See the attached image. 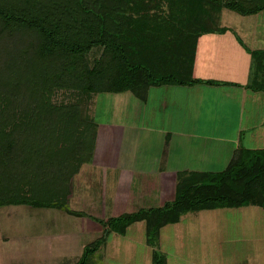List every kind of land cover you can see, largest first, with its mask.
<instances>
[{
    "label": "trees",
    "instance_id": "1",
    "mask_svg": "<svg viewBox=\"0 0 264 264\" xmlns=\"http://www.w3.org/2000/svg\"><path fill=\"white\" fill-rule=\"evenodd\" d=\"M222 8L248 14L264 0H0V206L74 214L72 180L94 153V95L130 91L144 101L151 86L201 81L192 75L197 38L226 30L210 24ZM250 55V85L264 89V50ZM243 206L264 210V148L237 149L219 171L180 173L172 200L110 216L69 264H96L108 233L137 221L151 264H167L161 227L187 212Z\"/></svg>",
    "mask_w": 264,
    "mask_h": 264
},
{
    "label": "rangeland",
    "instance_id": "2",
    "mask_svg": "<svg viewBox=\"0 0 264 264\" xmlns=\"http://www.w3.org/2000/svg\"><path fill=\"white\" fill-rule=\"evenodd\" d=\"M210 24L244 31L253 27L255 35H263L264 8L248 14L222 8ZM143 103L130 91L101 92L88 112L100 126L125 124L137 119ZM96 165L83 164L73 177L67 207L74 214L24 204L0 206V264H69L100 237L104 220L138 209L132 202L134 187L120 186L115 172ZM158 248L167 264H264V210L243 206L187 212L179 222L160 228ZM151 251L145 224L137 221L124 235L109 232L94 259L96 264H151Z\"/></svg>",
    "mask_w": 264,
    "mask_h": 264
},
{
    "label": "crops",
    "instance_id": "3",
    "mask_svg": "<svg viewBox=\"0 0 264 264\" xmlns=\"http://www.w3.org/2000/svg\"><path fill=\"white\" fill-rule=\"evenodd\" d=\"M212 27L226 30L197 38L192 75L201 81L151 86L136 120L97 124L89 163L134 187L137 208L172 200L180 173L219 171L237 149L264 148V89L250 85V50H264V34Z\"/></svg>",
    "mask_w": 264,
    "mask_h": 264
}]
</instances>
